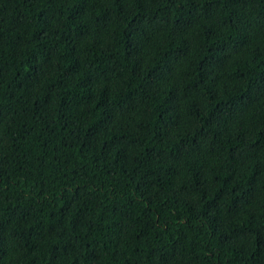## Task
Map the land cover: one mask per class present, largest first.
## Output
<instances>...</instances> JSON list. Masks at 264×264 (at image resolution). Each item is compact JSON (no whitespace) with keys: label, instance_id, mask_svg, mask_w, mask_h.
Here are the masks:
<instances>
[{"label":"trees","instance_id":"trees-1","mask_svg":"<svg viewBox=\"0 0 264 264\" xmlns=\"http://www.w3.org/2000/svg\"><path fill=\"white\" fill-rule=\"evenodd\" d=\"M0 264H264V0H0Z\"/></svg>","mask_w":264,"mask_h":264}]
</instances>
